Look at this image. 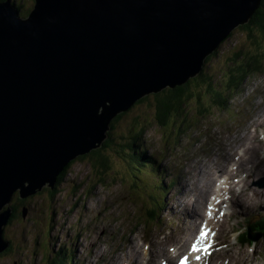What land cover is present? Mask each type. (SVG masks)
<instances>
[{
    "label": "water",
    "instance_id": "water-1",
    "mask_svg": "<svg viewBox=\"0 0 264 264\" xmlns=\"http://www.w3.org/2000/svg\"><path fill=\"white\" fill-rule=\"evenodd\" d=\"M262 2L35 0L27 18L0 2V209L53 189L136 100L196 77Z\"/></svg>",
    "mask_w": 264,
    "mask_h": 264
},
{
    "label": "rangeland",
    "instance_id": "rangeland-1",
    "mask_svg": "<svg viewBox=\"0 0 264 264\" xmlns=\"http://www.w3.org/2000/svg\"><path fill=\"white\" fill-rule=\"evenodd\" d=\"M8 1L12 3V5H22V7L28 12L34 9L35 0ZM240 27H242V25L237 26L227 35V37H230L227 40V37L223 40V42H225L219 47L218 56L215 55L211 59L209 66L203 69V72H206L207 76L210 77V83L214 82L213 85H220L221 83L225 82V78L231 77L235 69H243V53H249V57L253 56L251 55L253 49L248 51L247 47L252 44V39L248 37L246 34L247 32L243 33V30ZM213 85L212 91L214 92L215 98L217 94ZM196 86H194L193 89L190 87L192 92H196L198 90ZM257 86L258 90L263 88V86L260 84ZM249 88H251V78L247 81L246 91H249ZM164 90L165 89H162L159 92H155L154 94L147 96L148 98L146 101L141 102L138 105H135V103L141 101L144 97L136 100L126 111L118 113L116 116H114L110 121L107 135L100 146L88 153L83 154L89 156L93 151L103 148L105 144L108 143V140L110 141L111 145L102 150V156L110 158L113 164V171L108 173L103 178L105 182L111 183V181H108V179L111 178H115V180L122 178L123 180V176L126 174L131 175L132 178L138 179L137 176H139V174L133 173V159L131 158L130 154L123 150L122 145L126 139H130L131 137L134 138L136 133L141 129H145L146 133L154 134L156 140L162 139L163 136L168 138L171 145L173 146L182 143V139L180 138L181 134L178 133L176 129H178V127H183L185 129V127L180 123V116L177 111H173L171 114V116H175L174 123H172L171 120L168 125L167 123L164 125L162 121L157 120L155 117V102L157 100L158 94H164L162 93ZM222 90L224 92L225 89ZM244 92L243 103L253 106L254 103L252 99L245 97ZM252 94L256 96L255 92H252ZM210 95L211 92L209 96ZM230 95L231 94L229 93L227 97H230ZM262 98H264V95ZM216 105L217 100L214 99L211 104L207 105L206 110L210 111L211 107ZM133 106L134 110L118 123L114 131H111V128H113V120L122 113L130 110ZM237 108L238 107H228L227 109L228 111H235ZM180 112L185 114L188 113L186 109L184 112ZM226 117L227 116L224 114L223 109L214 107V109L211 111V115L206 119L200 117L199 113L197 112L187 116L184 121H189L190 125L188 128V133L192 134L198 131L193 127L195 124L198 125L199 129L202 128L201 124L205 122L219 125L220 120ZM142 123L143 125L139 127ZM108 134H110V136H108ZM160 142L162 143V141ZM83 155L81 154V156ZM81 156L78 155L74 160H71L63 167L58 176L64 172V180L63 182L58 181L57 176L53 189L50 188L48 184H45L40 191L24 198H21L19 189L15 190L13 193L14 198L16 199L14 200L15 205L18 206L19 203H22L26 208L23 209V215H21V217L18 214L16 216L15 222L7 228L4 226L2 230V234L4 231L6 232L7 238L6 240H3L1 237L4 246L3 250H7V248L10 246H5L7 241H11L13 243L11 244L13 245V249L10 254L6 256H0V264H13L14 262L16 264H36V262L37 264H40V262L41 264H46L45 262L48 258H46L45 254L43 259L40 243L43 242V249L48 250L49 236L52 234L53 236H56L59 232L62 233L63 239L65 240L67 238V232H65L64 225L68 224L72 219H74V222L79 223L81 218L82 225L86 230L85 233L87 234V214L85 212H87L90 203H93L91 206L95 208L96 205L94 202H96L98 198L105 197L108 190L103 191V189H101L102 186L98 184V180L102 178L100 177V173L93 169V160H91L89 157L81 160L78 159ZM261 163L263 164L264 161L262 160ZM67 166H69L68 169ZM124 169L126 174L122 175L121 171ZM252 173L256 174L255 172ZM124 188L126 187H121L119 183H116V185H110L109 190L115 191L116 194H119L124 190ZM98 190H100L99 194L97 192ZM53 191H55V193ZM260 194L261 193L258 192L255 194V198H247L246 203L260 202ZM128 203L129 206L132 205L131 202ZM75 205H77V207L80 206L83 208L85 212L82 211L81 215L80 208L73 210L72 208ZM12 210L14 211L13 204H7L6 202L0 209V216L6 212H11ZM98 219L101 221V227L97 224L95 226V224L91 222V226L92 228L94 227L93 231L95 232L93 235L96 238L100 232L102 234H104V232L107 234L109 233V228H103L104 216ZM51 227H56L54 232ZM248 250L250 253H252L250 249Z\"/></svg>",
    "mask_w": 264,
    "mask_h": 264
},
{
    "label": "trees",
    "instance_id": "trees-1",
    "mask_svg": "<svg viewBox=\"0 0 264 264\" xmlns=\"http://www.w3.org/2000/svg\"><path fill=\"white\" fill-rule=\"evenodd\" d=\"M7 0H0V2H5ZM16 6V5H15ZM22 17L27 18L30 14V11H26L22 5H17L16 6ZM243 30V33H246L248 35V37L250 39H252V45H256V46H262L264 45V0L261 4V7L255 12V14L253 15L252 19L250 20V22H248L247 24H245L242 27H240ZM230 36H228L226 38V40L229 38ZM260 39V40H259ZM225 42V41H224ZM222 42V44L224 43ZM221 44V45H222ZM216 55V52L214 54H212L208 59H207V64L208 62H210V60ZM193 84V85H192ZM199 86H196V85ZM210 85V77L207 76L206 72L201 73L198 77L196 78H192L191 80H189L188 82H186L185 84L178 86L176 88H172V89H167L162 91V93L164 94H158L157 96V100L155 102V117L157 120H160L162 122H164L166 119H168V117L170 116V114L174 111V110H178L183 103H185V101L187 99L190 98H194L197 97L199 98L202 94V92L204 91V89H208ZM194 86L197 87V91L196 92H192L190 87H192V89L194 88ZM201 92V93H200ZM154 94V93H153ZM149 96V95H148ZM148 97H144L141 101H138L137 103H135V105L140 104L141 102H145L146 99ZM134 106L128 110L125 113H122L121 115H119L118 117H116L113 120V128H111V131H114L118 125V123L125 118L126 116H128L130 114L131 111H133ZM108 136H110V134H108ZM134 143L132 142V144L127 140L124 145L126 147H122L123 150L127 153L130 152L129 148L130 147H134ZM110 141L108 140V143L105 144V146L99 150H95L93 151L89 156L87 155H83L78 159H86L87 157L91 158L92 161V167L96 172H99L100 175H102V179H100V181L105 182L104 181V177L113 171V164L111 162L110 158H106L103 157L102 155V150L104 148L109 147ZM132 145V146H131ZM129 151V152H128ZM134 155V154H133ZM95 163V164H94ZM69 168V166H67V169ZM65 169V170H67ZM64 172L58 177V181L63 182L64 180ZM55 193V191H53ZM13 200H16L14 198L13 195ZM14 206V210L15 212H13L8 225L12 222L14 223V221L16 220V216L19 214L20 217L21 215H23V209H25L26 207L23 206L22 203H19L18 206L15 205V203H13ZM4 238L5 240L6 238V232H4ZM12 242H10V246L7 248V250H3L0 252V256H6L8 254L11 253L12 249H13V245H11ZM49 252V246H48V250L47 253ZM67 252L64 248H62L61 250H59L57 252V256L60 257L61 255H65ZM56 256V255H55ZM60 260L59 259H55L54 264H57V262ZM13 264H16L15 262Z\"/></svg>",
    "mask_w": 264,
    "mask_h": 264
},
{
    "label": "bare ground",
    "instance_id": "bare-ground-1",
    "mask_svg": "<svg viewBox=\"0 0 264 264\" xmlns=\"http://www.w3.org/2000/svg\"><path fill=\"white\" fill-rule=\"evenodd\" d=\"M5 2H7V1H5ZM11 4H12V3H11ZM206 62H207V61L204 60L203 63H202V66H203L204 68H206V67L209 65V63H210V62H208V64H207ZM167 89H170V87H165V90H167ZM229 120H230V119H229ZM228 145H229V147H230V149H231V151H232L233 153H236V152H241V153H242L243 161H246L247 158H248V160L253 158L252 156L248 155V150H247V149H241V148H240L237 144H235V143H230V144H228ZM129 150H130V156H131L132 159H135V157H140L144 162H146V163H148V164H155V163H156V162L150 157L149 154H151V152H149L148 147H146V146H144V147L134 146V147H130ZM133 154H134V155H133ZM248 169H249V168H248ZM148 170H150V169H148ZM256 174H257V173H256ZM261 179H262V178H260V179H258V180H261ZM217 199H218V204H219L218 209H219V208H220V203H221L222 198H221V197H220V198L217 197ZM237 202H238V203L240 204V206H242V208H243V196H242V197H238ZM213 209H214V210L216 209V206H215V205H214ZM218 209H217V210H218ZM176 210H181L180 213L185 212V213H187V215H188L189 218H190V216H192V217H194V219H196V220L199 219V218L201 217V215H195V214H194L191 210H189L188 208H180V209H177V208H176ZM192 220H193V219H192ZM178 246H179V244H177L176 247H177L178 252L180 253V250L183 249V248H185V247H184V245H183L181 248L178 249ZM257 248L264 249V246H262V245H258ZM174 252H175V254L177 253L176 249L174 250ZM251 256H252L253 260L256 259V256H255L253 253H251Z\"/></svg>",
    "mask_w": 264,
    "mask_h": 264
},
{
    "label": "snow or ice",
    "instance_id": "snow-or-ice-1",
    "mask_svg": "<svg viewBox=\"0 0 264 264\" xmlns=\"http://www.w3.org/2000/svg\"><path fill=\"white\" fill-rule=\"evenodd\" d=\"M209 215H211V210L209 211ZM207 235H208L207 231H205L204 229L200 230L199 236L196 238L195 243L192 245L193 252H200L201 250H203L210 255L208 249L211 248V244L204 245L203 249L201 247H198L206 240ZM200 259L201 257L197 255L196 260L199 261ZM187 262H188V257H185L184 260L181 261V264H187Z\"/></svg>",
    "mask_w": 264,
    "mask_h": 264
}]
</instances>
